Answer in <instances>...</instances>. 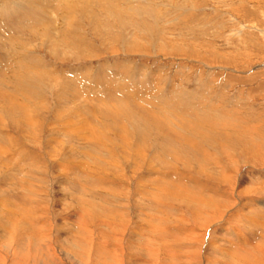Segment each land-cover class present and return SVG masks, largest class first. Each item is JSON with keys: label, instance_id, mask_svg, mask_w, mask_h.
<instances>
[{"label": "rangeland", "instance_id": "obj_1", "mask_svg": "<svg viewBox=\"0 0 264 264\" xmlns=\"http://www.w3.org/2000/svg\"><path fill=\"white\" fill-rule=\"evenodd\" d=\"M4 1L18 0H0V4H5ZM62 1L46 2L53 9L59 8L58 14L64 15V21L58 16L54 29L47 30L45 37L40 31H24L25 35L16 26H8L10 22L3 27L1 35L5 40L3 35L6 33L18 32L27 43V48L22 51L15 50L19 61L8 59L5 51L0 52L2 61L8 59L16 66L7 71V76L13 75L19 80L22 69L32 74L31 58L36 59L33 63L36 68L44 64L48 71L44 76H38L36 70L28 78L27 86L15 85L10 78L4 81L12 92V109L16 111L11 113V109L0 106V150L13 147L7 155L15 157V161L0 166V193L23 194V211L33 218L34 227L51 231L55 252L49 257L57 262H50L48 258L44 261L49 253L45 246L40 249L35 245L37 243H30L27 247L20 245L14 257L10 255L13 249L2 248L4 263L32 264L40 257L37 264H43V261L46 264H104L98 254L102 240L106 242L102 250L108 252L117 244L121 264H211L212 258L222 263L223 249L234 242L230 230L248 227L249 223L251 227L247 229H256L258 222L255 224L251 219L259 216L250 213L264 205V0ZM58 27L65 29L57 31ZM20 60L26 66H20ZM112 64H118L117 71L120 72L124 67L136 80L133 81L135 84L145 86L141 89L137 85H128L131 88L126 86L124 91H119L114 112L108 115L104 111L107 109L103 105L105 102L100 103V108L90 104L106 93L92 83L96 72L100 67ZM63 74L66 80L71 79L79 92L74 100L58 107L57 112L56 98L61 91L59 78L62 80ZM138 89L140 91L131 97V91ZM124 95L130 97L132 109L123 106ZM18 103H22V110L15 108ZM24 111L30 113L26 115ZM54 114L60 120H56ZM32 115L36 116L37 122L29 120ZM67 118L71 120L72 129L62 135L67 130L64 128ZM87 119L94 120L92 125L100 133L84 139L87 132L81 125ZM188 119L190 128L187 127ZM12 120H19L21 130L15 129ZM172 130L191 139L179 143L167 137L171 142L161 145L175 147L183 157L174 162L170 155H164L168 161L164 166L158 160L160 155L154 152V143L162 141V133L166 131L177 134ZM10 141L12 146H6ZM256 143L263 148L261 156L253 152ZM57 144L77 150L71 153L77 163L74 162L72 167L77 166L80 170L71 169L67 175V167L72 163ZM137 144H140L138 150L141 153L138 159L133 155ZM87 152L94 156L87 159ZM29 156L31 161H27ZM196 158H204L207 163L198 162ZM222 167L227 178L224 176L225 181H218L222 177ZM20 168L22 172H18ZM172 170L185 178L171 177L173 184L177 183L174 184L177 191L179 184L193 190L194 184L190 181L205 182V173L214 176L209 178L211 182L219 183V192L223 194L219 197L222 199L219 202L221 217L206 223L202 218L195 222L194 213L188 208L189 200L166 195L161 188H157L160 192L152 190L154 178L160 177L163 171ZM74 172L83 173L79 184L71 175ZM17 175L24 180L22 186ZM164 180L168 182L166 177ZM80 187L84 188L81 193ZM153 191L155 194L152 195ZM83 199L89 202L84 200L82 203ZM78 205H84L81 212L77 210ZM113 209L121 216H116L114 211L111 213ZM78 213L83 216L80 233L75 222L79 219ZM107 221L111 222L110 227L105 224ZM163 226L167 228V235ZM65 228L73 235L78 232L80 238L83 236L80 248L69 245L66 252L62 250L61 241L55 237L61 232L67 237ZM187 233H194L191 242L184 239L189 235ZM67 239L66 245L70 244ZM140 243L142 246L148 244L152 252H145ZM241 250L244 251L240 253ZM241 250L232 263L259 264L250 254H257L255 247L251 251L245 247ZM75 251H78L77 255ZM25 254L31 256L30 259ZM105 260L110 262L112 257L107 256Z\"/></svg>", "mask_w": 264, "mask_h": 264}, {"label": "bare ground", "instance_id": "obj_2", "mask_svg": "<svg viewBox=\"0 0 264 264\" xmlns=\"http://www.w3.org/2000/svg\"><path fill=\"white\" fill-rule=\"evenodd\" d=\"M38 1V0H37ZM36 0H18V1H7L5 4L1 3L0 4V41L2 40V43L0 44V52H3L5 51V53H8L9 56H6L9 58H15L16 61H19V57L17 58L16 56V52L17 51H22L23 49L27 48V43L23 40V38L21 39L19 37V35L21 34H15V32L11 33V32H8V34L6 33V36L3 35L5 37V40H3L1 37L2 35V32H3V27L7 26L6 23H9L10 22V25L8 26H16L15 28L16 29H21L23 30V33L24 31H32V32H38L40 31V35H43L44 37L46 36L47 34V30H50L53 28V24H54V21L56 20V18H58V16L60 18L63 19L64 21V15L61 13V14H58L59 12V8L56 7V8H52L51 6L49 5H46V1L44 3V0L41 1V3L39 2V4H36L37 3ZM67 1V0H66ZM65 1V2H66ZM36 2V3H35ZM61 2H63L61 0ZM60 2V3H61ZM51 3V2H50ZM64 4V3H63ZM54 5V4H53ZM65 6V4H64ZM98 6V5H97ZM130 7V5L128 6ZM65 9V8H64ZM52 10V13L50 14ZM2 14H4L2 16ZM5 16H8L5 18ZM11 16V17H9ZM4 17V19L2 18ZM5 21V22H4ZM57 22V20H56ZM92 22V21H91ZM94 23V22H92ZM6 24V25H5ZM44 24H47L48 27H43ZM4 25V26H3ZM63 26V25H62ZM61 27V26H60ZM58 27V28H60ZM39 29V30H38ZM54 29V28H53ZM65 29V28H64ZM64 29L60 28L58 29L57 31H61L62 32L64 31ZM46 30V31H45ZM5 31H8V30H5ZM44 31V32H43ZM43 32V34H42ZM22 33V34H23ZM25 34V33H24ZM26 35V34H25ZM22 36V35H21ZM16 47V48H15ZM16 50V52H15ZM53 53V52H51ZM22 55V54H21ZM20 55V56H21ZM64 55V54H63ZM5 57V58H6ZM8 59H4L2 61V59H0V106H3L5 108H8V109H11V113L13 111H16L14 109H12V92L9 91V89L6 87L4 81L7 79V78H10L13 83L15 85H18V86H21V85H25L27 86L29 84V81H28V78L31 77L33 75V73H36V70H38L37 74L38 76H44L48 70H46L47 66H45L44 64L40 66V68H36V65H33V63L36 61L35 58H31L29 59V61H31V64L29 67L30 68V71L33 72L32 74H29V72H25L21 71V78L19 80H17L15 78V76L13 75H9L7 76V71H10L12 69V67H16L14 65V62L13 63H10V60ZM22 59V58H21ZM77 59V58H76ZM23 60V59H22ZM12 61V60H11ZM14 61V60H13ZM38 62V61H37ZM3 63V64H2ZM27 63V62H26ZM24 66L25 65V62L24 61H21L20 60V66ZM26 66V65H25ZM120 66V65H119ZM33 67V68H32ZM106 67V68H105ZM117 67H118V64H112V65H105L104 67H100V71L99 72H96V75L94 76L95 79L94 81H92V83H94L93 85L96 86V88L98 87V90L99 88L101 87V92L104 90V93L105 95H102L101 97L102 98H97L95 101H92L90 105H92L93 108L95 107H99L100 103L102 102H105L103 103V105L107 107L105 111V113H107L108 115H112L111 113L114 112V108H115V104L114 102L116 101V103L119 101L118 99V95H119V91H124L126 86L128 85H137V86H140L141 89L145 86L144 84H135V82L133 81H136L132 78V76L130 77V75L127 73V71L125 70V68L123 67V71L120 72L117 71ZM19 68V67H18ZM23 68V67H22ZM28 68V67H27ZM26 68V69H27ZM111 68V70H109ZM114 68V69H113ZM128 68V67H127ZM14 69V68H13ZM12 69V70H13ZM40 69H43L42 71ZM128 70V69H127ZM14 72V71H13ZM17 72V71H16ZM15 73V72H14ZM12 74V73H10ZM40 74H43V75H40ZM139 74V73H138ZM17 75V74H15ZM142 75V74H141ZM152 75V74H151ZM37 76V77H38ZM140 76V75H139ZM148 76V75H147ZM19 77V76H18ZM143 77V76H142ZM33 78V77H32ZM39 78V77H38ZM135 78V77H134ZM40 79V78H39ZM60 80V84H61V91H60V95L56 98V101H57V104H56V108H55V111L58 110V107L62 108L63 105L65 104H68L69 102H71V100H74L77 95H78V90H76L74 88V86H76L72 81L71 79L69 78V80H66L65 79V74L62 75V80L61 78H59ZM139 80V79H138ZM137 80V81H138ZM146 80V79H145ZM147 80H150V78H148ZM153 80V79H152ZM140 82L143 81V80H139ZM67 82H70L67 83ZM139 82V83H140ZM148 82V81H147ZM152 82V81H151ZM128 88H131L128 86ZM134 88V87H133ZM137 88V87H135ZM134 88V89H135ZM97 90V89H96ZM97 90V91H98ZM127 91V90H126ZM140 91V89L138 90H133L131 91L133 93V95L131 97L134 96V94H137L138 92ZM99 92V91H98ZM100 92V93H101ZM126 95H124V99H123V106H126V108L128 109H132L129 107L130 103L128 101V99L130 98L129 96L128 97H125ZM87 97V96H86ZM31 99V98H29ZM88 103V102H87ZM30 104V103H29ZM89 104V103H88ZM127 104V105H125ZM37 106V105H36ZM68 106V105H67ZM17 110H22V103H18L15 107ZM100 108V107H99ZM68 109V108H67ZM26 110V108H25ZM60 110V109H59ZM63 110V109H62ZM34 111V110H33ZM59 112V111H57ZM101 114L103 113L101 110L99 111ZM98 112V113H99ZM185 112V111H184ZM24 113L26 115H28L30 113V111H24ZM35 113V112H33ZM40 114V113H39ZM73 115H76L75 113H72ZM71 114V115H72ZM60 115V114H59ZM70 115V116H71ZM103 115V114H102ZM54 117L56 116V114L53 115ZM192 116V115H191ZM36 116H33L29 119V120H36L35 119ZM63 117V116H62ZM93 117V116H92ZM108 117V116H107ZM114 117V116H113ZM189 117V116H188ZM56 120H60V118H57V116L55 117ZM106 118V117H105ZM64 119V118H63ZM94 119V118H93ZM93 119H87V121L83 122L82 125H81V128L84 130V132H87L83 137L84 139H89V138H93L95 135L99 134V129L97 127H94L92 125V122L94 121ZM92 120V121H91ZM106 120V119H105ZM13 121V120H12ZM64 121V120H63ZM104 121V120H103ZM111 121V120H110ZM189 121V119H188ZM187 121V122H188ZM216 121V120H215ZM29 122V121H28ZM37 122V121H35ZM112 122V121H111ZM190 122L189 121V124H187L188 126L187 127H191L190 126ZM198 122V121H197ZM13 125L15 127V129H19L21 130L20 128V124H19V120H14L13 122ZM10 124V123H9ZM53 125V124H52ZM87 125V126H86ZM184 125V124H183ZM9 126V125H8ZM53 128V127H52ZM62 128V126H61ZM64 128H66V132L64 131L62 133V135L64 134H68L71 132V129H72V124H71V120L69 118H67L66 120V125H64ZM196 128V127H195ZM200 129V128H199ZM172 132H176L175 130H172ZM177 133V132H176ZM182 134V133H181ZM120 135V134H119ZM65 137V136H64ZM139 137V136H138ZM162 141H156L154 143V145L156 146L155 147V153L156 155H160L159 156V159H158V156H157V159L163 163V165L168 162L167 159L165 158L164 155H167V157L170 155V158L172 160L175 161H178L180 159H182L183 155H180L179 153L176 152L175 150V147L174 148H170V145L167 144V145H161V144H164V143H167V142H171V140L167 139V137H172V139H175L177 140V142L180 143L181 140H184L186 141L187 139H191L189 137H184L181 136L179 133L175 134V133H170L168 131L162 133ZM141 138V137H140ZM261 138V137H260ZM53 139V137H52ZM51 139V140H52ZM53 141V140H52ZM51 141V142H52ZM251 141V140H250ZM252 141H254L252 139ZM251 141V142H252ZM68 142V141H67ZM208 142V141H207ZM70 143V141H69ZM175 143V142H174ZM2 143L0 142V145ZM243 144V143H242ZM7 145H10L12 146V143L11 141L9 143L6 144ZM18 146V145H17ZM16 146V147H17ZM52 146V145H51ZM58 147H61V151H64L68 158H70V161L68 162H71V167H67V175L69 174L70 175V171L71 169L72 170H75V171H78L80 170L77 166L75 167H72L74 166L73 163L75 161L74 160V157L71 153L72 152H76L77 150L74 149V148H68V149H65L63 148V144H57ZM176 146V144H175ZM258 144H253V147L255 149V151L253 152H257L260 156H261V153H262V150L263 148L261 147H257ZM19 147V146H18ZM54 147V146H52ZM68 147V146H66ZM76 147V146H75ZM79 147V145H78ZM135 148H133V155H135V158L138 159L140 156H141V153L140 151L138 150L139 147H140V144H137L134 146ZM8 148V147H7ZM6 148V149H7ZM19 149V148H18ZM194 149V148H193ZM262 149V150H261ZM13 150V147L10 148V149H7V150H0V166H6L7 164H14L13 161H15V157L13 156H9V154L7 155V153L10 151ZM51 150V149H50ZM55 150V149H54ZM142 150V149H141ZM195 150V149H194ZM93 151V150H92ZM196 151L198 152L197 148H196ZM91 152V151H90ZM196 152V153H197ZM63 153V152H61ZM64 153V155H66ZM89 152L86 153V157L87 159H89L90 157L92 158L94 155L93 154H88ZM130 153V152H129ZM193 153V152H191ZM127 154V153H126ZM1 155H3V158L1 159ZM9 156L10 158H7V156ZM98 158V156H96ZM155 157V156H154ZM255 157V156H254ZM100 158V157H99ZM204 159V158H203ZM203 159H199V158H196V160L198 162H203V163H207L205 160ZM31 161V157L29 156L27 158V161ZM68 160V159H67ZM134 160V159H133ZM169 160V159H168ZM97 161V160H95ZM141 161V160H140ZM81 162V161H80ZM76 163V162H75ZM84 163V162H83ZM133 163H136V160L133 162ZM142 163V161L139 163V165ZM202 163V164H203ZM77 164V163H76ZM86 164V163H85ZM70 166V164H69ZM166 166V165H164ZM221 167V166H220ZM9 170V169H8ZM177 170H172V172H165L163 171L162 174H159L160 177H157V178H154V180L152 181V183L155 184V186H153L152 190H158L159 188H161V190H163L166 195H169V196H172V197H175L177 198V196H181L187 200H189L191 202V204H188V208L191 210L193 214V217L195 218V222H197L198 220L197 219H204L205 223L206 221H210V219H213V218H216V217H221L222 215V209H221V204L219 202H221L222 199H220L219 197L223 196V194L221 195V191L220 189H218L219 187V183L218 182H211V178L209 177H214V176H211L210 173H205L204 175H206L205 177V182H201L199 183L198 181L196 180H189L190 182H192L194 184V188L193 190H190L184 186L181 187V185L179 184V190L177 191V185H174V184H177V183H174V179H171L172 178H177V180L179 179H182L184 177L180 176V173L177 175ZM9 172V171H8ZM15 173H17V171L14 170ZM18 172H22L21 171V168L18 170ZM66 173V171H65ZM13 174V172H12ZM22 175V173H20ZM79 173H76L74 172L73 174H71L75 181L79 184L80 183V180L84 177L83 176V173L81 172L80 175H78ZM114 174V173H113ZM225 172H224V169L223 167L221 168V175L222 177L220 179H218V181H225ZM95 175V174H94ZM214 175V174H213ZM216 175V174H215ZM228 175V174H227ZM16 176V174L14 175ZM13 176V177H14ZM30 176V175H29ZM32 176V175H31ZM12 177V175H11ZM18 177V175H17ZM67 177V176H66ZM69 177V176H68ZM165 177L168 179V182L165 181ZM227 178V176H225ZM19 178V185H21V182L23 180L22 177H18ZM30 178V177H29ZM99 178V177H98ZM100 179V178H99ZM185 179V178H184ZM188 179V178H187ZM210 179V180H209ZM217 179V178H215ZM181 181V180H180ZM22 182V183H23ZM161 183V184H160ZM185 183V182H184ZM209 183L211 184H214V186L216 187L213 188L209 185ZM10 184V183H9ZM28 184H30V182L28 181ZM260 184V183H259ZM14 186V185H13ZM22 186V185H21ZM169 186H172V187H175V191H172V187H169ZM190 186V185H189ZM262 186V185H261ZM28 187V185H27ZM192 187V186H191ZM22 188V187H20ZM83 187H80L79 189V192L81 193L80 190H82ZM158 188V189H157ZM221 188V187H220ZM17 189H19L17 187ZM84 189V188H83ZM192 189V188H191ZM198 189V190H197ZM196 193H195V191ZM223 190V189H222ZM78 191V190H77ZM85 191V190H84ZM220 191V192H219ZM253 191V190H252ZM78 192V193H79ZM156 192H160V190L156 191ZM187 192H192V193H187ZM79 193V194H80ZM164 193V195H165ZM173 193V194H172ZM178 193V195H177ZM195 193V194H194ZM92 194V193H91ZM151 194H155V192H151ZM22 195L21 193H16V194H11V193H8V194H1L0 193V264H5L4 261H5V256L1 255V251L3 250L2 248H7V247H10V249L12 250V252H10V255L12 257H14L13 255H15L16 253H18L19 251V247L20 245H23L25 244V247L26 244H30V243H37L35 245H37V247H40V249L45 246L47 252V257L44 258V261L45 259L48 258V260L51 262V261H55L53 259H51L49 256H53L54 252H55V247L52 243V238H51V231L50 230H47V229H41L40 228H37V227H34L33 223V218L30 217V215H25L23 209H24V204L25 202L22 200ZM94 195V194H93ZM163 195V194H162ZM163 195V196H164ZM176 195V196H175ZM69 196V195H68ZM98 196H96L97 198ZM81 198V197H80ZM106 199V198H105ZM86 201L87 199H83L81 202L83 203V201ZM78 201V200H77ZM89 202V200H87ZM86 201V202H87ZM180 201V200H179ZM34 202V201H33ZM76 202V201H74ZM79 202V201H78ZM98 202V201H97ZM150 202V201H149ZM6 203V205H4ZM29 203V202H28ZM32 203V202H31ZM99 203V202H98ZM107 203V202H106ZM30 204V203H29ZM81 204V203H79ZM154 204V203H153ZM165 204V203H164ZM249 204V203H248ZM33 205V204H32ZM156 205V204H155ZM159 205H161V203L159 202ZM31 206V205H30ZM70 207H72V205H69ZM154 206V205H153ZM163 206V205H161ZM34 207V206H33ZM74 207V206H73ZM72 207V208H73ZM84 207V205H78L77 206V210H79L80 212L82 211V208ZM103 207V206H102ZM22 209V210H21ZM221 209V210H220ZM257 209V208H256ZM19 212H18V211ZM76 210V211H77ZM85 210V209H84ZM23 211V212H21ZM114 211L115 215L116 216H119L121 213L117 210V209H113L111 210V213ZM147 211V210H146ZM18 212V213H17ZM85 212V211H84ZM83 212V213H84ZM107 212V211H106ZM251 212V211H250ZM248 212V213H250ZM34 213V212H33ZM43 213V212H42ZM77 213V212H76ZM250 214L252 215H256L258 214L257 218H252L251 221H255L254 223L257 224V227L256 229L254 228H251V230L247 229L248 227H251L250 224L248 221H246V223L248 222L249 225L248 227H241V228H238V229H235L234 230H230L232 232V235L234 236L233 237V240L234 242H231L229 247L228 248H225L223 249V253H221V257H222V263L219 262L218 259L216 258H212L210 259L211 261L213 260L215 263L219 262L220 264H234L232 263V261L234 262V259L236 256H238L239 254V250H241V247H245V249H253L255 247L256 249V253L257 254H253V253H250L251 256L255 257V261L258 262L259 264H264L263 263V259H264V205L262 206V208H258L257 210H253ZM82 215V214H81ZM79 215L78 213V217L81 221H79V219H76V227L77 229L81 228L82 229V225H83V216ZM76 216V215H74ZM121 216V215H120ZM249 216V215H248ZM100 217V216H99ZM149 217V216H148ZM147 217V218H148ZM252 216L250 215V218ZM73 218V217H72ZM115 218V217H114ZM158 218V217H157ZM156 220V219H155ZM159 220V218H158ZM241 220V219H240ZM247 220V219H246ZM168 221V220H167ZM22 222V224L19 225V223ZM71 222V221H69ZM74 222V223H75ZM148 222L150 223V221L148 220ZM157 222V221H156ZM239 222V221H238ZM243 223H245L244 221H242ZM18 223V224H16ZM111 222L110 221H107L105 224L108 225V227L111 226L110 224ZM162 224V223H161ZM168 224V223H167ZM198 224V223H197ZM55 225V224H53ZM165 225V224H164ZM242 225V224H241ZM244 225V224H243ZM117 226V225H116ZM224 226V225H223ZM238 226V225H237ZM255 226V225H254ZM41 227V226H40ZM84 227V226H83ZM165 226H163L164 228ZM158 228V227H157ZM66 229V228H65ZM71 229V228H70ZM75 229V228H74ZM78 229V230H79ZM81 229L78 231L80 233ZM160 229V228H158ZM162 229V228H161ZM167 229V228H166ZM164 228V233H165V230ZM199 229V228H198ZM67 230V229H66ZM83 230V229H82ZM85 230L86 228H84V233H85ZM186 230V229H185ZM189 230V229H188ZM228 230V229H227ZM248 232H247V231ZM76 231V230H75ZM161 231V230H160ZM241 231V232H240ZM243 231V232H242ZM246 231V233L244 232ZM78 232H75V235L71 234V232L69 230L65 231V235H67V237L70 239V244L68 243V245H66V239L67 237L64 235L62 236V232L61 234H59L57 237H55L56 239L55 240H60L61 241V246H62V250H65V248H69V245H74L75 248H77L79 246V248L81 247V239H83V236H78L80 234H78ZM82 232V231H81ZM162 232V231H161ZM181 233L183 232L182 230L180 231ZM63 233V234H64ZM167 233V232H166ZM165 233V234H166ZM54 234V232H53ZM56 234V233H55ZM78 234V235H77ZM168 234V233H167ZM166 234V235H167ZM184 234V233H183ZM189 235H185V240L186 242L189 241L191 242V240H193V234L194 233H187ZM205 234V233H204ZM77 235V236H76ZM198 235V233H197ZM176 236V235H175ZM200 236V235H199ZM249 236V237H248ZM53 237V236H52ZM106 238V236H105ZM193 238V239H192ZM101 239V238H100ZM114 239V238H113ZM183 239V241H184ZM217 239V238H216ZM232 239V238H231ZM231 239H229L231 241ZM252 239L254 241H252ZM48 240V241H47ZM68 240V239H67ZM87 241V240H86ZM198 241V240H197ZM26 242V243H24ZM165 242V241H164ZM215 242V241H214ZM253 242V245H248L250 243ZM17 243V244H16ZM106 242L104 240H102V242L99 244V247H100V252L99 254V257L101 259H103V263L104 264H121V258H120V255H121V252L117 250V244H114V246H111V251H107V250H102V246H104ZM211 243V242H210ZM87 244V243H86ZM143 243H140L141 245V248H145V252L147 250V253H150L151 249L150 247L146 246V243L145 245L142 246ZM185 244V243H184ZM192 244V243H191ZM78 245V246H77ZM24 246V245H23ZM29 246V245H28ZM65 246V247H64ZM32 247V246H31ZM58 249L59 248V243L57 245ZM18 248V249H17ZM36 248V246H35ZM34 249V248H33ZM37 250V249H36ZM75 250H79V249H75ZM38 251V250H37ZM42 251V250H41ZM167 251V250H166ZM244 251V250H241L240 253ZM40 252V251H38ZM46 252V251H45ZM52 252V253H51ZM123 252V250H122ZM152 252V251H151ZM165 252V251H164ZM31 253V252H30ZM73 253V252H71ZM78 251H75L74 254L77 255ZM80 253V252H79ZM4 254V253H3ZM57 254V253H56ZM81 254V253H80ZM97 254V255H98ZM172 254V253H170ZM194 254V253H193ZM192 254V255H193ZM33 255V254H32ZM36 255V254H35ZM39 255V253H38ZM43 255V254H42ZM41 255V256H42ZM72 255V254H71ZM124 255V254H123ZM132 255V254H131ZM146 255V254H145ZM186 255V254H185ZM195 255V254H194ZM258 255V256H257ZM26 257L27 254H25ZM34 256V255H33ZM46 256V255H45ZM56 256V255H55ZM79 256V255H78ZM109 256L110 258L112 257V261H107L105 260L106 257ZM130 256V255H129ZM161 256V255H160ZM187 256V255H186ZM206 256V255H205ZM261 256V257H260ZM31 257V256H30ZM30 257H28L30 259ZM35 257V256H34ZM125 257V256H124ZM190 257V256H189ZM212 257V256H211ZM40 258V257H37L35 258L36 260H33L32 261V264H37L38 261L37 259ZM51 260H50V259ZM59 258V257H58ZM77 258V257H76ZM98 258V257H97ZM161 258V257H160ZM174 258V256H173ZM188 258V257H187ZM191 258V257H190ZM189 258V259H190ZM239 258H243L245 259V257L243 256H240ZM80 259V258H79ZM169 259V258H168ZM188 259V260H189ZM98 260V259H97ZM142 261V259H139ZM161 260V259H160ZM209 260V259H208ZM19 261V260H18ZM43 261V264H46L45 262ZM48 261V262H49ZM62 261V260H61ZM82 261V259H81ZM211 264H215L213 262H211ZM244 261V260H243ZM56 262V261H55ZM140 262V261H139ZM144 262V261H143ZM229 262V263H228ZM19 262L17 261H14L12 264H17ZM57 263V262H56ZM98 263V262H97ZM150 263V262H149ZM218 263V264H219ZM23 264H27V263H23ZM52 264V263H51ZM101 264V262H100ZM140 264H143L140 262ZM189 264V263H188Z\"/></svg>", "mask_w": 264, "mask_h": 264}]
</instances>
